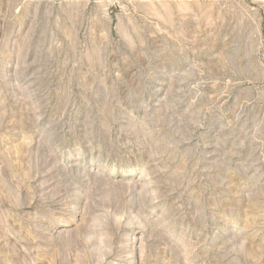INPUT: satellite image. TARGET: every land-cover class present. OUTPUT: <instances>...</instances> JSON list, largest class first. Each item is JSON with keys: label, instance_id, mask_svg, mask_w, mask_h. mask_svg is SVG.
Masks as SVG:
<instances>
[{"label": "rangeland", "instance_id": "374dc122", "mask_svg": "<svg viewBox=\"0 0 264 264\" xmlns=\"http://www.w3.org/2000/svg\"><path fill=\"white\" fill-rule=\"evenodd\" d=\"M0 264H264V0H0Z\"/></svg>", "mask_w": 264, "mask_h": 264}]
</instances>
